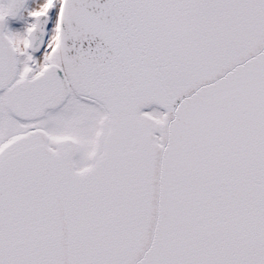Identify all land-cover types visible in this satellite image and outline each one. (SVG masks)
Masks as SVG:
<instances>
[{"label": "snow or ice", "instance_id": "snow-or-ice-1", "mask_svg": "<svg viewBox=\"0 0 264 264\" xmlns=\"http://www.w3.org/2000/svg\"><path fill=\"white\" fill-rule=\"evenodd\" d=\"M0 264H264V0H0Z\"/></svg>", "mask_w": 264, "mask_h": 264}]
</instances>
